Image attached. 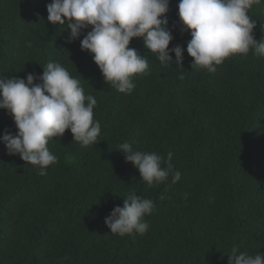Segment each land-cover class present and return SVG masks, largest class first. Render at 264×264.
<instances>
[{
  "label": "trees",
  "instance_id": "16d2710c",
  "mask_svg": "<svg viewBox=\"0 0 264 264\" xmlns=\"http://www.w3.org/2000/svg\"><path fill=\"white\" fill-rule=\"evenodd\" d=\"M49 3L0 0V77H39L59 62L96 98L101 131L87 147L69 130L50 139L58 162L43 176L0 142V264H228L233 247L264 255V57L235 54L214 73L191 68V36L181 30L179 0H169V48L182 47L183 68L163 66L133 38L149 73L121 93L80 48L91 26L67 43L68 31L47 21ZM248 14L264 39V0ZM5 130L17 132L0 109V136ZM124 142L165 159L172 152L180 180L149 187L117 150ZM133 191L156 203L149 229L112 234L105 218Z\"/></svg>",
  "mask_w": 264,
  "mask_h": 264
},
{
  "label": "clouds",
  "instance_id": "9594fccd",
  "mask_svg": "<svg viewBox=\"0 0 264 264\" xmlns=\"http://www.w3.org/2000/svg\"><path fill=\"white\" fill-rule=\"evenodd\" d=\"M260 3L261 0H179L181 30L191 36L186 48L192 58L191 68L214 73L216 66L235 54L247 55L252 51L264 57V39L255 38L256 20L248 14L254 4ZM168 6L169 0H51L46 10L49 23L68 31L67 43L91 26L80 41L81 50L92 54L110 87L130 94L136 86L132 78L149 73V60L129 47L133 38H142L144 47L163 66L183 68L182 47L169 48L174 37L165 16ZM170 52L175 55L174 62ZM36 79L42 83L34 84ZM96 106V98L86 95L80 79L59 62L47 63L39 77H0V109L12 116L17 129L15 135L5 130L0 142L9 155L18 154L43 176L50 165L58 162V156L47 146L50 139L61 138L69 130L72 140L82 146L97 144L101 125L94 120ZM117 150L149 187L165 181L169 175L172 183L180 180V171L174 170L171 163L172 152L165 159L155 152L134 150L128 142ZM154 209L156 203L152 199L133 191L125 197L122 207H115L105 218V224L112 234H144L149 229L145 217ZM227 256L228 264H264L260 252L249 256L237 247Z\"/></svg>",
  "mask_w": 264,
  "mask_h": 264
}]
</instances>
